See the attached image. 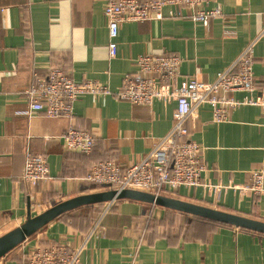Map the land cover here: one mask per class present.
<instances>
[{"label": "crops", "instance_id": "crops-1", "mask_svg": "<svg viewBox=\"0 0 264 264\" xmlns=\"http://www.w3.org/2000/svg\"><path fill=\"white\" fill-rule=\"evenodd\" d=\"M109 1L0 0V236L29 214L107 190L86 181L95 163L110 160L127 169L144 160L174 125L175 102L133 105L114 96H80L72 119L29 116L26 90L34 72L46 75L59 67L76 83L95 81L115 91L137 71L141 56L172 55L182 59L180 82L212 83L252 44L255 86L231 94L240 104L230 119L215 123L212 108L203 104L187 122L189 139L204 147L203 185L165 195L264 222V193L241 190L252 185L253 172L264 176L263 111L249 103L264 98V0H216L212 6L223 14L209 26L175 6L164 9L162 20L123 22L113 58L105 16ZM71 125L95 136L91 154L65 147L62 136ZM28 151L43 155L49 166V179L35 186L22 181ZM173 217L193 221L175 224ZM54 244L80 250L84 264H264L262 233L133 200L65 213L0 264H25L33 249Z\"/></svg>", "mask_w": 264, "mask_h": 264}, {"label": "built area", "instance_id": "built-area-1", "mask_svg": "<svg viewBox=\"0 0 264 264\" xmlns=\"http://www.w3.org/2000/svg\"><path fill=\"white\" fill-rule=\"evenodd\" d=\"M215 2L216 0H110L105 6L110 57L113 58L118 53L117 40L123 22L162 20L165 17L164 9L175 6L189 9L190 19L209 26L223 14L219 5L212 6ZM169 16L182 15L171 12ZM181 63L179 56H141L137 60V71L126 75L122 85L115 91L108 85L95 81L76 83L59 67L52 68L46 75L34 72L32 84L26 90L28 115L43 112L48 117L72 119L74 105L83 95L114 96L133 105H151L155 100L175 102L177 107L173 128L144 160L127 169L115 161H100L92 166L86 181L98 187L109 185V189H133L155 195L202 186L201 177L206 171L204 147L189 139L187 122L198 117L197 108L203 104L212 108L215 123L230 119L232 109L240 104L231 94L237 91L249 92L255 86L253 44L244 49L231 69L220 72L212 83L195 78L180 82ZM249 103L262 108L264 125V98ZM62 139L68 150L85 155L91 154L96 144L92 133L75 125L66 130ZM47 179L49 166L46 158L28 151L22 181L35 186ZM263 182V172L255 171L252 185L242 187L241 190L254 195L264 193ZM25 264L84 263L80 250L72 249L68 244H54L33 249Z\"/></svg>", "mask_w": 264, "mask_h": 264}, {"label": "water", "instance_id": "water-1", "mask_svg": "<svg viewBox=\"0 0 264 264\" xmlns=\"http://www.w3.org/2000/svg\"><path fill=\"white\" fill-rule=\"evenodd\" d=\"M99 187L107 190L76 196L60 202L36 216L29 214L23 224L0 236V259L7 256L28 238L35 235L41 229L65 213L84 206L114 203L120 200H133L152 204L193 216H198L220 224L230 225L264 234V222L262 221L197 205L167 195H155L133 189L114 190L109 189V185Z\"/></svg>", "mask_w": 264, "mask_h": 264}, {"label": "rangeland", "instance_id": "rangeland-1", "mask_svg": "<svg viewBox=\"0 0 264 264\" xmlns=\"http://www.w3.org/2000/svg\"><path fill=\"white\" fill-rule=\"evenodd\" d=\"M109 204H112V203H109ZM171 218H172V217H171ZM173 218H174V219H172V220H173V222H174L175 224L184 223V225H185V224H190L191 221H193V220L190 221L188 218H186V223H185L183 219H181V222H179L180 218H176V217H173ZM168 220H169V219H168Z\"/></svg>", "mask_w": 264, "mask_h": 264}]
</instances>
